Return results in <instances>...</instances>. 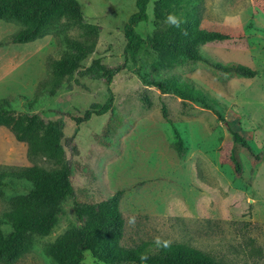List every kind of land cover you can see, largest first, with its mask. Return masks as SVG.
<instances>
[{
  "label": "rangeland",
  "instance_id": "1",
  "mask_svg": "<svg viewBox=\"0 0 264 264\" xmlns=\"http://www.w3.org/2000/svg\"><path fill=\"white\" fill-rule=\"evenodd\" d=\"M83 22L97 31L94 52L83 62L99 60L107 69L124 63L123 27L136 12L135 0H76ZM148 21L136 31H153V4ZM22 25L0 21V98L16 113L36 114L44 122H60L64 138H73L77 153L65 147L71 160V184L81 205L96 204L122 191L119 209L125 222L121 245L158 252L160 236L213 257L222 264H264V0H203L201 28L230 36L224 42L200 47L213 63L241 64L257 72L253 79L223 74L202 61L171 69L153 67L156 54L142 50L113 78V107L78 127L93 104L108 98L105 80L89 75L62 80L54 95L41 84L50 80L49 58L68 51L65 39L81 41L84 29L64 22L32 42L9 43ZM58 30H63L58 32ZM150 80L175 76L189 81L214 100L220 121L210 110L145 86L135 70ZM49 88V89H48ZM165 108V115L163 113ZM229 128L250 145L252 154L232 141ZM176 133L184 145L175 151ZM63 144L64 141L62 140ZM240 165L236 173L230 155ZM258 157V159L256 158ZM55 166L42 156H29L27 145L0 126V222L10 209V198L25 194L30 184L12 176L16 170ZM72 201L53 231L37 238L30 251L14 264H55L48 245L67 228H77ZM5 234L10 227L0 224ZM83 264L95 263L84 252Z\"/></svg>",
  "mask_w": 264,
  "mask_h": 264
},
{
  "label": "trees",
  "instance_id": "2",
  "mask_svg": "<svg viewBox=\"0 0 264 264\" xmlns=\"http://www.w3.org/2000/svg\"><path fill=\"white\" fill-rule=\"evenodd\" d=\"M148 3L149 0H135L136 12L123 27L126 40L124 63L112 69L105 68L99 60H93L86 68L81 66L95 50L97 31L94 26L84 24L76 0H0V21H15L22 25L10 38L9 43L14 45L34 41L54 29L60 21L64 22L65 27L80 26L84 29L81 41L65 39L69 50L58 59L49 58L48 73L51 77L41 84V87H50L48 93L54 95L62 80L74 74L79 77L94 75L105 80L108 93L106 102L102 105L93 104L82 117L74 118L77 127L92 116H102L112 110L114 97L111 84L114 76L129 62L135 64L139 54L146 48L156 54L153 67L158 69H171L202 61L223 74L243 79H253L257 75L250 67L236 63H213L202 55L201 46L230 39L227 34L201 28L203 0H156L153 4V31L143 38L136 28L148 21ZM170 13L181 21L179 28L166 22ZM135 73L145 86L154 87L163 94L171 92L182 101L212 111L220 121L226 122L216 108L215 101L193 83L179 81L175 76L150 80L141 69L135 70ZM7 106L9 101L0 98V126L8 128L18 142L27 145L29 156H42L55 168L48 170L33 166L12 173L14 178L24 180L31 186L25 194L10 198V209L3 214L0 224L8 225L10 231L5 234L0 227V264H14L30 251L37 238L48 236L56 227L68 201L73 203L80 226L67 228L48 245L47 253L55 264H83L86 251L95 263L100 264H222L182 244H171L166 250L159 248L155 254L145 253L141 248L123 247L121 240L125 222L119 209L123 192L119 190L96 204L81 205L75 199L70 180L71 160L65 153L66 146L73 154L77 153L72 144L73 138H64L60 122L46 123L36 114L16 113ZM163 113L165 115V108ZM229 131L233 143L252 154L248 142L238 132L230 128ZM176 136L175 151L182 157L184 145L177 133ZM230 158L236 173H239L240 165L233 152ZM4 186L5 182L0 176V193ZM141 254H146L149 259L142 262L139 259Z\"/></svg>",
  "mask_w": 264,
  "mask_h": 264
},
{
  "label": "clouds",
  "instance_id": "3",
  "mask_svg": "<svg viewBox=\"0 0 264 264\" xmlns=\"http://www.w3.org/2000/svg\"><path fill=\"white\" fill-rule=\"evenodd\" d=\"M166 22L169 23L170 25L177 27V28H179L180 24H181V21L179 20V18L175 14H171V13L167 16ZM154 244L156 245L157 248H161V249L166 250V249L171 247L172 241L167 240V239H163L160 236H156L154 238ZM139 259L142 262H146L149 259V257L146 254H141L139 256Z\"/></svg>",
  "mask_w": 264,
  "mask_h": 264
}]
</instances>
